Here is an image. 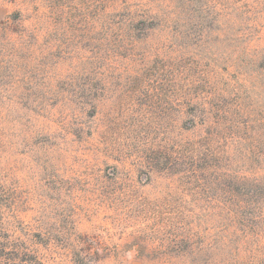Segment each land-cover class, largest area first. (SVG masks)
Wrapping results in <instances>:
<instances>
[{
  "label": "rangeland",
  "instance_id": "rangeland-1",
  "mask_svg": "<svg viewBox=\"0 0 264 264\" xmlns=\"http://www.w3.org/2000/svg\"><path fill=\"white\" fill-rule=\"evenodd\" d=\"M175 1L0 0L16 264H264V0Z\"/></svg>",
  "mask_w": 264,
  "mask_h": 264
},
{
  "label": "trees",
  "instance_id": "trees-1",
  "mask_svg": "<svg viewBox=\"0 0 264 264\" xmlns=\"http://www.w3.org/2000/svg\"><path fill=\"white\" fill-rule=\"evenodd\" d=\"M104 1V0H103ZM109 1V0H108ZM111 1V0H110ZM120 0H115V5L110 3V8L106 11V17L109 19L112 18V15H117L120 13L124 16L123 22H127L130 27L138 25H147L153 26L154 22L158 19L162 21L157 13H153L149 11L147 14L145 10L141 9L145 4H151V2H165L164 6H169L175 0H147L143 2V0H122L121 4ZM187 0H180V4L184 5ZM197 1V0H196ZM179 5V6H181ZM119 12V13H117ZM118 16V15H117ZM163 16L166 19H169L168 14L166 12L163 13ZM158 22V21H157ZM165 22V21H164ZM177 24L179 21H176ZM198 23V21H195ZM108 26V25H107ZM181 33H185L182 31ZM1 204V203H0ZM2 208L0 205V264H16L18 261L27 260L30 258L35 260L33 254L29 250H20L19 248H14L13 243L8 239V232L3 229L4 223L1 217Z\"/></svg>",
  "mask_w": 264,
  "mask_h": 264
}]
</instances>
